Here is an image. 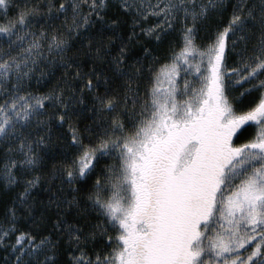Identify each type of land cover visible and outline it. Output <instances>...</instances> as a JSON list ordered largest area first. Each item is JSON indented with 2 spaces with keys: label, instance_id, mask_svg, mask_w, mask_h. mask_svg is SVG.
I'll use <instances>...</instances> for the list:
<instances>
[{
  "label": "snow or ice",
  "instance_id": "snow-or-ice-1",
  "mask_svg": "<svg viewBox=\"0 0 264 264\" xmlns=\"http://www.w3.org/2000/svg\"><path fill=\"white\" fill-rule=\"evenodd\" d=\"M109 7L0 0V264H264V0Z\"/></svg>",
  "mask_w": 264,
  "mask_h": 264
},
{
  "label": "trees",
  "instance_id": "trees-1",
  "mask_svg": "<svg viewBox=\"0 0 264 264\" xmlns=\"http://www.w3.org/2000/svg\"><path fill=\"white\" fill-rule=\"evenodd\" d=\"M117 4H118V0H110V7L108 9V14L109 15L116 8ZM147 22L149 24H151V23L154 22V20L151 17H149ZM126 34L127 33L125 32V36H126ZM138 39L142 40V45H136V48H137L138 51L142 52L143 51V47H150L153 50V54H155V55H163V52L168 47V41L170 39H177L178 40V37L176 35L175 29H173L172 32H169V33H167L165 35V37L163 39V42L160 43V44H156L154 42V38L144 39L143 37H140ZM82 124H83V121H81V125ZM59 152H60V149H59V146H57L56 153H59ZM57 158H59V156H57ZM2 211H3V207H2V205H0V213H2ZM20 225L22 227H24V226H26V222L21 220Z\"/></svg>",
  "mask_w": 264,
  "mask_h": 264
}]
</instances>
